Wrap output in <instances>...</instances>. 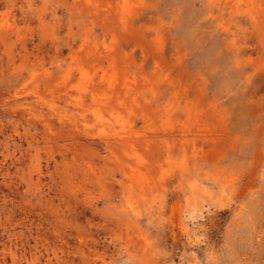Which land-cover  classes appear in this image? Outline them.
I'll list each match as a JSON object with an SVG mask.
<instances>
[{"label": "rangeland", "instance_id": "obj_1", "mask_svg": "<svg viewBox=\"0 0 264 264\" xmlns=\"http://www.w3.org/2000/svg\"><path fill=\"white\" fill-rule=\"evenodd\" d=\"M0 264H264V0H0Z\"/></svg>", "mask_w": 264, "mask_h": 264}]
</instances>
